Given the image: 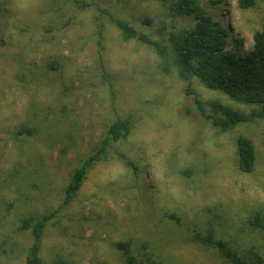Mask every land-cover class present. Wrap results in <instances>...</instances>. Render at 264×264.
<instances>
[{"label": "rangeland", "instance_id": "rangeland-1", "mask_svg": "<svg viewBox=\"0 0 264 264\" xmlns=\"http://www.w3.org/2000/svg\"><path fill=\"white\" fill-rule=\"evenodd\" d=\"M202 6L231 31L228 50L236 38L250 49L264 0L246 11L237 0ZM108 14L165 47L171 31L194 24L153 1L0 0V264H24L33 238L21 219L56 209L39 243L46 263L126 264L117 243L129 242L143 264H226L202 241L210 230L264 258V230L249 224L264 216V120L222 132L194 98L206 115L211 101L256 107L182 80L176 68L164 73L152 47L124 39ZM119 119H130L128 135L103 147ZM239 137L254 146L251 173L238 170ZM93 154L61 207L71 175Z\"/></svg>", "mask_w": 264, "mask_h": 264}, {"label": "trees", "instance_id": "trees-1", "mask_svg": "<svg viewBox=\"0 0 264 264\" xmlns=\"http://www.w3.org/2000/svg\"><path fill=\"white\" fill-rule=\"evenodd\" d=\"M144 1L168 5L175 15L193 18L194 24L171 31L168 34L170 46L165 47L158 41L139 33L127 22L108 14L110 21L121 32L124 39L135 38L151 46L160 59V67L164 73H169L171 68H176L182 80L195 77L207 89L218 91L235 102L256 107L245 113L219 101H211L208 104L211 114L206 115L203 103L195 97L194 102L198 111L214 129L225 132L238 123L250 122L256 118L264 120V15L259 28L252 34L250 49L246 52L241 51L243 41L236 38L233 41L234 48H236L234 51L227 49L231 31L224 26L221 20H216L207 13L202 6L203 0ZM208 1L214 4L221 0ZM255 5L256 0H237L240 11L249 10ZM78 6L85 8L88 4L82 3ZM129 130L130 119H119L113 122L107 128L102 146L106 147L111 142L126 137ZM16 133L18 135L31 134V131L20 127L17 128ZM236 144L238 170L242 173H251L255 164V150L252 142L239 137ZM96 154L85 160L84 164L71 175L61 207L68 205L75 197L84 180L87 168L96 159ZM57 211L58 209L40 217L31 216L21 219L20 230H30L33 238V243L27 249L24 264H75L60 256H56L49 263L39 257V243L43 230L47 223L56 216ZM249 224L253 229L264 230V216L256 213L250 219ZM202 241L216 247L226 260V264H264V258L257 248L236 249L228 241L214 239L211 230ZM129 245V242L117 243V248L123 253L126 264H143L131 253Z\"/></svg>", "mask_w": 264, "mask_h": 264}]
</instances>
